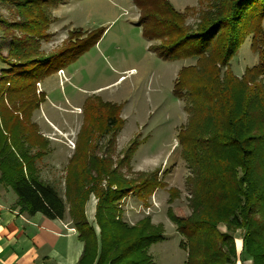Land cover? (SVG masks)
<instances>
[{
  "label": "rangeland",
  "instance_id": "374dc122",
  "mask_svg": "<svg viewBox=\"0 0 264 264\" xmlns=\"http://www.w3.org/2000/svg\"><path fill=\"white\" fill-rule=\"evenodd\" d=\"M167 1L183 13L181 34L197 33L216 21L211 32L221 25L219 34H237L240 43L228 65L234 75L240 77L258 66V57L264 53V18L259 13L233 22L231 7L236 0ZM145 2V10L154 13L162 0ZM140 12L133 0H60L55 6L50 0H0V99L6 105H1L2 117L6 123L11 117L8 107L16 110L19 104L20 108H29L31 97L42 100L30 111L28 123H32L30 132L38 135L46 147L23 151L36 160L37 175L54 185L69 205L79 189L75 182L81 168L75 165V155L85 151L87 158L93 154L104 157L110 173L107 177L112 178L119 170L122 185L132 184L114 201L119 223L134 226L146 218L145 229L162 234L145 250L151 262L186 264L181 245L184 237L176 231L169 215L186 217L191 213L196 180L185 145L178 142L177 135L185 128L189 115L184 101L174 95L173 85L179 69L194 61L165 60L151 50L150 46H159L161 41L143 37ZM162 16L165 19L166 15ZM100 30L103 32L98 41L72 57L62 68L63 73H59L58 66L49 67L51 56L63 47ZM167 34L179 33L171 30ZM252 37L257 43L254 48L250 45ZM25 66L40 73L46 70L47 76L35 82V91L32 79L18 77L17 72H27ZM226 69L221 68V72ZM260 81L264 83V78ZM12 88L11 102L6 93ZM107 102L118 107L119 128L101 133L104 108L99 110L98 104ZM18 116L17 122L20 111ZM22 116L25 120V113ZM93 162L84 165L90 174L94 172ZM107 180L106 176L100 179L101 188ZM68 181L74 185L71 187ZM90 195L96 204L97 198ZM224 226L218 225L219 229ZM242 234L241 229L233 232L234 238H242ZM235 248L234 260L243 264L245 253Z\"/></svg>",
  "mask_w": 264,
  "mask_h": 264
},
{
  "label": "trees",
  "instance_id": "16d2710c",
  "mask_svg": "<svg viewBox=\"0 0 264 264\" xmlns=\"http://www.w3.org/2000/svg\"><path fill=\"white\" fill-rule=\"evenodd\" d=\"M145 1L133 0L141 11L138 21L143 37L147 41H161L159 46H150L151 50L165 60L190 58L194 61L179 69L173 85L174 95L184 101L189 115L185 128L177 135L178 142L185 145L196 180L191 213L186 217L169 215L176 231L184 237L181 245L186 252V264H233L236 257L233 232L237 229L242 230V251L251 264H264V83L260 81L264 78V60L260 58H264V53L258 57V66L238 77L228 69L234 49L240 43L237 34H219L221 25L216 32H211L217 21L207 23L197 33L181 34V11L162 0L158 11L153 13L145 10ZM50 2L55 6L60 0ZM257 13L264 18V0H236L231 7L233 22ZM162 15H166L165 19ZM171 30L179 34H167ZM102 32L84 34L81 41L51 56L47 64L62 69L88 44L96 43ZM255 44L256 39L254 42L252 37L251 47ZM25 67L27 72H17L18 77L32 79L35 91V82L47 76L46 70L40 73L36 68ZM224 67L227 69L221 72ZM14 91L12 88L6 93L11 102ZM31 101L29 108L26 105L20 108L19 104L16 110L8 107L11 117L4 123L3 99H0L3 127L0 128V184L14 191L15 206L28 215L40 213L49 219H63L68 215L78 240L83 243L77 264H153L145 250L149 243L162 238V234L148 232L146 218L134 226L119 223L114 201L132 184L122 185L119 170L112 178L107 177L110 173L104 157L93 154L87 158L83 151L75 155L77 162L76 158L69 161V166L75 161L76 167L81 168L79 180L75 182L79 188L77 196L69 200V205L54 185L37 175L36 160L23 154L33 146L46 147L38 135L30 132L32 123H28L30 111L42 100L31 97ZM102 107L101 133L117 130L118 107L108 102L98 104L99 110ZM21 113H25V120ZM19 138L24 139L19 141ZM88 161H94L93 174L84 167ZM103 176L108 180L101 188L99 181ZM68 182L71 187L74 185ZM147 191L149 194L150 185ZM90 194L97 198L94 218L98 233L84 213ZM75 214L79 217L75 218ZM220 223L225 225V231L218 229Z\"/></svg>",
  "mask_w": 264,
  "mask_h": 264
},
{
  "label": "crops",
  "instance_id": "0c3cea01",
  "mask_svg": "<svg viewBox=\"0 0 264 264\" xmlns=\"http://www.w3.org/2000/svg\"><path fill=\"white\" fill-rule=\"evenodd\" d=\"M15 202L14 191L0 184V264H77L83 243L78 240L71 220L66 216L49 219L40 213L28 215ZM94 211L95 202L90 195L84 213L98 233ZM219 230L225 231V226ZM235 243L239 253L242 239L235 238ZM250 261L245 256L243 262L250 264Z\"/></svg>",
  "mask_w": 264,
  "mask_h": 264
},
{
  "label": "built area",
  "instance_id": "2783aa9c",
  "mask_svg": "<svg viewBox=\"0 0 264 264\" xmlns=\"http://www.w3.org/2000/svg\"><path fill=\"white\" fill-rule=\"evenodd\" d=\"M59 73H63V70L62 69H59Z\"/></svg>",
  "mask_w": 264,
  "mask_h": 264
}]
</instances>
